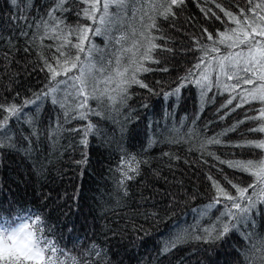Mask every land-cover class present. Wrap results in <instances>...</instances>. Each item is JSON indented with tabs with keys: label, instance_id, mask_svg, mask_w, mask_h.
<instances>
[{
	"label": "trees",
	"instance_id": "1",
	"mask_svg": "<svg viewBox=\"0 0 264 264\" xmlns=\"http://www.w3.org/2000/svg\"><path fill=\"white\" fill-rule=\"evenodd\" d=\"M43 1L0 0V122L8 117L5 130L11 137L0 147V214L12 217L25 210L42 214L51 229L49 238L83 264H248L246 255L249 260L258 257V241L264 240V204L253 210V221L238 225V230L231 229L220 239L195 238L206 237L205 229L216 225L224 211L222 203L201 215L217 195L209 177L235 194L225 177L242 187L254 177L228 167L227 162L264 157L260 149L233 146L245 140H264V133L249 131L261 121L245 120L257 116L261 104H245L234 111L239 97L227 104L232 96L254 85L241 82L240 88L230 92L224 85L236 81L221 75L220 86L205 89L202 96L195 83L207 68L215 85L216 58L243 48L214 43L208 35L218 40L219 33L236 27L221 8L234 15L244 10L252 16L247 11L251 7L248 0H184L179 7L173 6L175 15L167 19L157 14L162 11L159 6L154 13L158 28L150 30L157 37L154 43L159 47L151 55L158 62L144 60L151 70L135 73L146 87L132 83L127 99L121 102L118 90L100 96L106 87L115 88V82H100L95 93L100 98L89 99L87 109L76 108L83 97L66 95L74 90L64 85L57 95L65 108L53 104L44 93L51 79L45 60L57 66V58L64 59L57 48L68 28L96 26L84 18L88 5L64 0L61 10L60 0ZM133 5L127 11L110 9L121 22L108 36L88 33L97 51L91 57L79 53L81 62L84 67L93 63L104 69L87 76L89 94L102 77H116V72L107 71L117 66L122 46L130 48L138 42L137 60L147 47L149 29L135 31L133 23L139 20L131 18ZM122 34L127 39L117 43ZM34 36L38 41L29 43ZM70 39L77 42L75 35ZM5 41L9 47L3 45ZM213 47L219 51H209ZM71 52L74 57L77 49ZM131 55H122L119 67L123 70L124 63H129L123 56L129 61ZM131 75L127 72L126 78ZM108 96L116 97V102ZM10 105L20 109L13 116L4 111ZM80 111L88 113L87 119L78 118ZM238 121L245 122L229 131ZM89 124L93 131L85 136ZM212 139L221 143H209ZM217 230L222 231V226ZM178 236L182 239L177 240ZM253 264L260 261L255 259Z\"/></svg>",
	"mask_w": 264,
	"mask_h": 264
},
{
	"label": "snow or ice",
	"instance_id": "2",
	"mask_svg": "<svg viewBox=\"0 0 264 264\" xmlns=\"http://www.w3.org/2000/svg\"><path fill=\"white\" fill-rule=\"evenodd\" d=\"M82 3H86L88 6L83 9L84 18L93 21L96 26L93 28L91 25H82L76 28L69 27L66 36L63 37V43H61L57 51L60 52V56L64 59L61 61L57 58V66H53L45 60V65L51 74L50 83L47 86V91L44 93L45 97H51L53 104H60L62 108H65V103L62 102L57 95L58 93L64 91L60 85H64L65 89H72L74 91L67 92L66 95L73 96V98L83 97L82 100H78L76 108L87 109L89 99H99L95 93L99 91V83L103 82L106 85H111L115 82V88L109 89L106 87L100 96L103 97L105 93L109 91H117L120 101L123 102L127 99V90L132 83H138L141 87H146L141 81L136 78L137 71H150L151 69L144 66L143 61L148 60L151 62H158L153 60L151 55L152 50L159 47V45L154 43L157 37L151 35V29L158 28L156 24V15L149 16L150 23L146 26L149 29V34L146 37L148 44L145 48L143 55L139 60L136 59L137 53L140 51L138 42L134 41L132 47L124 48L122 46L120 54L116 56V77L111 74L102 77V80H98L96 85L93 87V92L89 94L86 89L88 87L87 76L92 75L94 71L103 72V67L97 68L95 64L89 63L87 68V73L85 71L84 63L81 62V57L79 53L87 52V56L91 57L93 51H97L95 45L88 35L89 32L93 36H108L117 22H121L120 16H114L110 9L115 7L121 11H127L131 7L135 0H81ZM151 4L153 11H156V4L160 3V8L162 11L157 14L163 16L167 19L169 15H175L173 12V6L179 7L184 3V0H170L166 6L163 0H148ZM251 7L247 10L252 13V16H248L244 10H241L239 15H234L232 12L221 8L225 16L229 18V21L236 24V27L226 29L224 32L219 33V39L216 40L212 34L208 35L210 40H214V43L224 44L229 48H238L243 46L238 52H230L228 55L217 57V75L215 85L212 82L210 75L208 74V69L206 68L200 77L195 80L196 85L202 90L201 95H204L205 89H210L213 86H220V76L223 75L227 80H235L236 83L232 85H224L225 90L234 92L237 88L241 87V82L243 84L254 85V87L245 89L243 92L237 93L236 96H232L227 104H232L234 99L239 97V102L232 109L243 107L245 104H251L253 102H259L261 107L258 109L257 116H246L245 120L251 121H261V123L253 128H250V132H261L264 133V15L260 12H264V0H259V2L253 4L252 0H248ZM15 3V0H13ZM64 0H60L58 8L63 10ZM219 6V5H218ZM257 9L260 12H257ZM98 14V15H97ZM145 15L148 12L145 11ZM135 15V11L133 12ZM239 17H243L240 19ZM219 19V17H217ZM250 29V31H249ZM207 31V30H205ZM75 35L77 37V42H73L70 37ZM143 36V33H141ZM256 37H260L257 39ZM127 39L125 34H122L117 43L122 40ZM231 43H228V42ZM85 42H87V49L84 47ZM77 49V53L73 57L71 49ZM209 51H219V49L213 47ZM124 53H131V58L129 60L128 66L120 71L119 65L121 57ZM201 63H203V58H201ZM132 65H136L133 69L131 78H126V74ZM196 68L200 67V64L195 65ZM79 68V75H69L73 69ZM165 71L167 69H164ZM60 75H64V80H57L56 78ZM189 75L192 73L190 71ZM119 78V79H117ZM185 80L188 77L184 78ZM260 81L261 83H256ZM54 82V83H53ZM71 82V83H69ZM179 88L175 91L179 92ZM39 99V97H38ZM108 99L113 103L116 102V97L108 96ZM26 103H33L28 101ZM0 107H3L0 105ZM227 107V105H225ZM20 109L15 105H10L4 108V111L8 112L10 116L15 115ZM66 116L69 114L66 109ZM98 114V113H97ZM88 113L85 111H80L78 113V118L87 119ZM77 118V117H72ZM8 117L4 118L3 122H0V147H5V141H11V137L5 130L7 125ZM245 121H238L237 125H233L229 131H234L239 124ZM93 125L89 124L85 132V136L93 131ZM87 143L85 139L82 141ZM209 143L219 144L221 141L219 139H212L208 141ZM239 148H250V149H260L264 151V140L251 139L245 140L242 143L233 145ZM225 163V161H221ZM228 167L234 168L238 171L248 173L254 177L252 183L247 187H242L241 185L234 183L232 180L225 177L228 184H231L232 188L235 189V194H232L229 189L222 186L218 181L212 180L213 187L216 190L217 195L213 198V203L208 205L207 208L201 213V215L207 214V211L215 207L217 204H224V211L221 212L220 217L217 218V223L211 228H206V237H195L196 239H205V242L210 240L220 239L225 234H227L231 229H237L240 224H248L253 221V210L257 209V206L264 204V157L259 160H235L229 161ZM130 170H135L130 168ZM132 179V177H127ZM249 189H252V193L249 194ZM255 197V198H254ZM227 201V203H224ZM227 217L226 222L223 218ZM222 226V231L217 229ZM51 232L48 227L46 220L43 218L42 214L31 212L25 210L24 212H18L12 217H5L0 214V264H83V262L77 258L69 255L65 249L58 246L56 242L49 238L47 233ZM215 234V235H214ZM182 239L178 236L177 240ZM250 239V237H246ZM259 251L261 254L258 257H254L253 260H249L248 256L245 259L248 260V264H253L255 259L260 261V264H264V240H259ZM176 241L172 242V247H175ZM255 248L256 245H253ZM169 248L166 245L165 251ZM88 254V253H86ZM99 255V252H97Z\"/></svg>",
	"mask_w": 264,
	"mask_h": 264
},
{
	"label": "rangeland",
	"instance_id": "3",
	"mask_svg": "<svg viewBox=\"0 0 264 264\" xmlns=\"http://www.w3.org/2000/svg\"><path fill=\"white\" fill-rule=\"evenodd\" d=\"M40 2L45 4V2L43 0H40ZM165 2H166V0H163L164 4H165ZM144 4H147V5H144ZM159 6H160V3L158 2L156 4V11L154 12L153 9H152V6L148 2V0H136L135 4L132 7L133 11L130 13L131 14V18H136V20H139V24H136V21L133 23V26H134L136 32L140 33V31H141V32L145 33L146 28H147L146 27L147 25L145 23L146 20L149 19V16L154 15V13L157 12V10L159 9ZM111 9L113 10L114 7L111 8ZM134 11H135V15H133ZM145 11L148 12V15L144 14ZM2 26H4V25H2ZM0 29H1V27H0ZM39 35H41V33ZM128 35H129V33L127 34V36ZM34 37H36V38H30L29 39V43L32 44V43H35V42L38 41L37 36H34ZM9 44L10 43H7V41H5L3 45H5L6 47H9L10 46ZM123 58H124V62H126V63L129 62L128 59H127V56H123ZM124 67H127V65H125V63H124ZM87 68H88V65L85 67V71L86 72H87ZM116 69H117V66L113 65L110 69H108L107 72H116ZM119 69H120V71H123V68L121 66L119 67ZM128 72H133V69L129 68ZM137 72H139V71H137ZM76 75H79V70L76 73ZM191 151H195V150H186V152H191ZM199 151L204 153L203 150H199ZM7 217H10V216H7Z\"/></svg>",
	"mask_w": 264,
	"mask_h": 264
},
{
	"label": "bare ground",
	"instance_id": "4",
	"mask_svg": "<svg viewBox=\"0 0 264 264\" xmlns=\"http://www.w3.org/2000/svg\"><path fill=\"white\" fill-rule=\"evenodd\" d=\"M255 232H256V231H255ZM248 235H250V234H248ZM257 235H258V234H257ZM253 236H256V235H253ZM253 236H252V237H253ZM261 237H262V236H261ZM260 239H261V238H260ZM162 251H163V250H162Z\"/></svg>",
	"mask_w": 264,
	"mask_h": 264
}]
</instances>
